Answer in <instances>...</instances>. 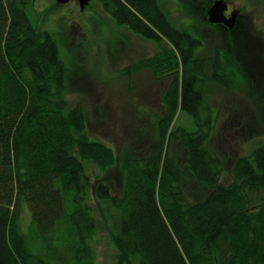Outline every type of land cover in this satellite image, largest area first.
<instances>
[{
	"label": "trees",
	"instance_id": "trees-1",
	"mask_svg": "<svg viewBox=\"0 0 264 264\" xmlns=\"http://www.w3.org/2000/svg\"><path fill=\"white\" fill-rule=\"evenodd\" d=\"M33 1L0 0V264H51L32 252L19 229L23 203L38 239L67 229L75 239L69 245L77 256L73 264H96L89 241L97 222L86 202L89 194L120 213L118 232L111 235L116 264H264V142L231 157L224 148L230 126L224 124L223 139L213 146L216 119L203 91L210 83L224 89L239 83L256 93L258 85L264 87L258 38L247 30L248 36L241 35L240 20L231 30L210 25L206 14L213 0H183L188 12L201 15L207 33L216 27L228 34L229 56L238 64L237 73L229 74L219 52L196 56L203 38L188 30L198 26H177L161 0H96L116 26L163 42L157 53L122 73L148 71L157 81L168 80L159 98L157 140H150V148L149 141L138 142L116 155L88 134L85 107L69 106L67 62L55 38L29 18ZM259 98L264 104V96ZM226 107L237 114L227 120L234 121L232 132L244 135L248 108ZM179 111L193 117L196 129L170 128ZM171 146L183 156L173 157ZM115 165L122 182L117 194L88 174ZM224 170L228 183L222 181Z\"/></svg>",
	"mask_w": 264,
	"mask_h": 264
},
{
	"label": "rangeland",
	"instance_id": "rangeland-1",
	"mask_svg": "<svg viewBox=\"0 0 264 264\" xmlns=\"http://www.w3.org/2000/svg\"><path fill=\"white\" fill-rule=\"evenodd\" d=\"M161 1L165 3L168 16L177 26L188 25L191 28V23L198 26L195 28L192 25L193 30H188L193 37L203 38L204 45L197 50L198 58L213 56L219 52V58L228 63L226 72L237 73L238 64L237 61L234 62L235 58L229 56L232 51L229 47L231 42L225 31L220 33L216 27H211V32L207 33L200 27L203 25L201 15L188 12L184 8L183 0ZM227 1L230 7L240 12L238 29L244 31L241 35L248 36L249 33L257 37L258 53L264 54V0ZM202 8L199 7L195 11ZM27 13L34 25L55 38L60 57H63L68 66L67 102L69 106L85 107L90 137L112 147L116 155L122 154L126 148L131 149L132 145L138 142L146 144L149 141L150 148V140H157L154 133L156 118L161 112L159 98L167 88L168 80L157 81L148 71H140L132 76H126L122 71L129 65L153 56L163 42L157 45L135 35L128 28L116 26L96 0H91L82 11L77 0H71L65 5H57L53 0H34L27 8ZM204 27L208 29L207 25ZM201 31H205L207 35ZM232 48L235 49V46ZM250 53L253 54L252 51ZM236 55L239 56L237 47ZM230 59L233 61L230 62ZM249 66L254 68L255 64L249 62ZM232 83H235L233 78ZM235 84V88L228 89L213 83L203 88L205 100L213 110V119H216L211 131L216 138L215 141L212 140V145L217 146L218 142L222 141V131L226 127L224 124H227L231 131L227 132L229 144L224 145V148L231 157L245 156L257 144L264 142V104L259 98V95L264 96L259 94L264 87L258 85L256 93L247 92L246 87ZM228 104L238 110L240 106H244L242 111L248 108L249 128L244 135L243 132H232L233 120L230 119L227 123L229 115L232 118L237 117L235 112H229L226 107ZM173 124L174 127H183L190 131L196 129L193 117L185 111H179L175 115L170 128ZM172 156H183V150L176 148ZM228 166L229 163L225 165L226 168ZM95 172L97 170L90 169L88 174L93 179L98 176L110 184L111 192L117 194L121 190V172L117 165L102 174ZM222 181L230 182L226 170ZM86 202L91 205L93 217L97 222V229L89 241V245L94 249L93 261L96 264H116L117 252L111 235L118 232L120 213L110 209L108 204L90 199V194ZM19 229L28 237L32 252L47 259L51 264H62V259L64 264H73V260H76L77 256L73 259L74 254L69 249L75 239L67 235V229L38 239L25 203L21 205Z\"/></svg>",
	"mask_w": 264,
	"mask_h": 264
},
{
	"label": "water",
	"instance_id": "water-1",
	"mask_svg": "<svg viewBox=\"0 0 264 264\" xmlns=\"http://www.w3.org/2000/svg\"><path fill=\"white\" fill-rule=\"evenodd\" d=\"M57 5L68 4L71 0H54ZM91 0H77L80 10H84ZM228 10L227 3L224 0H214L207 10V21L210 24H221L228 30L233 29L237 12L233 11L230 17L225 16Z\"/></svg>",
	"mask_w": 264,
	"mask_h": 264
},
{
	"label": "flooded vegetation",
	"instance_id": "flooded-vegetation-1",
	"mask_svg": "<svg viewBox=\"0 0 264 264\" xmlns=\"http://www.w3.org/2000/svg\"><path fill=\"white\" fill-rule=\"evenodd\" d=\"M226 3H227V6H228V10L225 12V16L226 17H230V15L232 14L233 11H236L237 12V15H236V20H235V24L238 23V20H239V17H240V12H238V10L236 8H232L229 6V3L227 0H224ZM210 24V23H209ZM210 25H216V26H220L222 29H224L225 27L221 24H210ZM226 29V28H225Z\"/></svg>",
	"mask_w": 264,
	"mask_h": 264
},
{
	"label": "bare ground",
	"instance_id": "bare-ground-1",
	"mask_svg": "<svg viewBox=\"0 0 264 264\" xmlns=\"http://www.w3.org/2000/svg\"><path fill=\"white\" fill-rule=\"evenodd\" d=\"M54 1V0H53ZM55 2V1H54Z\"/></svg>",
	"mask_w": 264,
	"mask_h": 264
}]
</instances>
